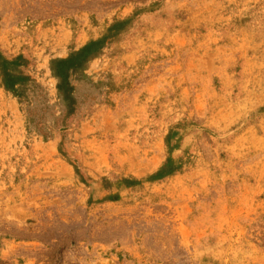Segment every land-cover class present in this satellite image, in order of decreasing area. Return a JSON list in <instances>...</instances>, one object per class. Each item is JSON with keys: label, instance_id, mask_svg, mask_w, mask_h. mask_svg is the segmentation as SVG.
<instances>
[{"label": "rangeland", "instance_id": "374dc122", "mask_svg": "<svg viewBox=\"0 0 264 264\" xmlns=\"http://www.w3.org/2000/svg\"><path fill=\"white\" fill-rule=\"evenodd\" d=\"M0 264H264V0H0Z\"/></svg>", "mask_w": 264, "mask_h": 264}]
</instances>
